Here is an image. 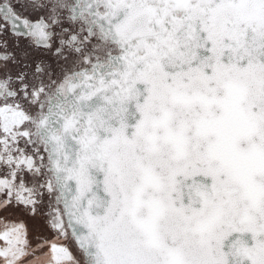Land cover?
Masks as SVG:
<instances>
[{
    "label": "snow or ice",
    "instance_id": "1",
    "mask_svg": "<svg viewBox=\"0 0 264 264\" xmlns=\"http://www.w3.org/2000/svg\"><path fill=\"white\" fill-rule=\"evenodd\" d=\"M0 264H264V0H0Z\"/></svg>",
    "mask_w": 264,
    "mask_h": 264
}]
</instances>
